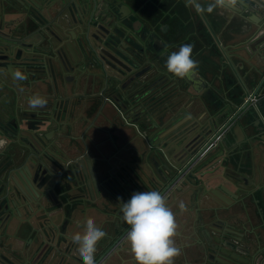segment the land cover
Here are the masks:
<instances>
[{"label":"flooded vegetation","instance_id":"1","mask_svg":"<svg viewBox=\"0 0 264 264\" xmlns=\"http://www.w3.org/2000/svg\"><path fill=\"white\" fill-rule=\"evenodd\" d=\"M199 2L206 5L210 0ZM32 4H44L46 19L41 23L27 20L26 33H37L23 41L30 45V58L40 60L45 56L44 61L31 62L27 78L19 80L16 74L22 72L14 56L26 54L12 43L7 50L0 46V202L9 207L11 201L16 202L11 209L14 215L20 214L23 227L7 240L12 248L27 247L34 254L32 258L38 254L43 257L49 244L42 226L53 222L61 231L63 214L76 198L85 196L86 200L85 205L76 202L78 211L96 206L109 216L122 214L121 201L127 202L137 187L125 175L130 140L115 133L116 126L104 114L109 106L125 124L133 125L143 135V167H157L163 176L174 178L163 191L164 186L157 182L143 191L164 195L176 222L181 220V211L185 214L182 223L189 232L180 236L185 243L179 244L178 239L175 243L183 257L188 247L194 259L184 264H264V218L258 223L246 203L257 188H264V179L259 181L248 169L258 161L257 148L264 149V0H238L235 7L217 8L210 14H197L186 6V0H33ZM83 4H90L97 13L85 36L74 32L77 21L73 22L82 16ZM65 17L72 29L64 33L67 45L60 47L58 30ZM1 24L3 32L14 27V23ZM13 33L21 34L20 30ZM2 37L0 31V42ZM183 44L193 45L192 58L198 67L180 79L167 71L165 63L168 55ZM37 94L47 99V105L36 111L27 101ZM243 108H247V115L242 113ZM46 115L70 123L71 131L67 126L47 125ZM77 124L81 126L78 136L74 133ZM90 126L108 135L118 161L119 168L107 177V186L97 183L96 187L89 177L68 180L59 170L54 189L41 201L28 189L26 195L19 192L12 179L17 166L32 165L34 152L41 145L48 149L47 144L58 132H69L76 137L73 142L84 144L82 139ZM6 131L12 140L5 139ZM35 131L42 132L40 141L33 135ZM232 160L241 161L240 167ZM218 164L220 170L208 172ZM168 166L173 167V173L165 170ZM183 167L186 170L176 177ZM238 174L248 178L242 180ZM47 175L45 171L38 181L43 183ZM184 179L188 189L180 199L179 186L183 191L187 188ZM240 186L253 190L252 194L244 195ZM202 188L207 197L205 224L213 225L208 244L200 246L194 242L199 217L191 224L188 217L199 209L195 202ZM68 200H72L70 204ZM181 202L184 210L179 207ZM7 212L0 213V226L6 223ZM121 222L122 229L98 247L95 258L107 250L96 264H106L117 255L122 259L115 263L126 260L122 257L126 232L112 245L126 226ZM39 229L45 232L42 239ZM1 247L0 243V264H8L10 253Z\"/></svg>","mask_w":264,"mask_h":264},{"label":"water","instance_id":"2","mask_svg":"<svg viewBox=\"0 0 264 264\" xmlns=\"http://www.w3.org/2000/svg\"><path fill=\"white\" fill-rule=\"evenodd\" d=\"M33 0H0V22L1 27L3 26L4 23H14V27L10 31H5L3 32L0 28L1 34L3 37L1 38L0 46L1 48L7 50L12 43L13 47L15 49L20 50V53L24 52L26 56H14L15 59L18 61V67L21 69V72L24 75L29 74V68L31 66V62L34 61H44V57L40 60H33V58H30V51H29V44L24 43V38L27 36H30L34 33H37L36 30L30 31L29 33H26V26L25 22L32 21L34 23H41L46 19V12L47 8L44 6V4H32ZM41 3H44L45 0H38ZM87 1V0H85ZM90 4H83L81 6V14L82 16L78 19H75L73 21L77 25H75L74 32H77L82 35H86L88 32L89 28V22L95 15L97 17V13L93 12V8L89 6ZM264 17V15H262ZM68 20V21H67ZM264 23V22H262ZM74 27V26H72ZM71 28V23L67 17H65V23L59 24V30L60 34L58 35V42L60 47H62L64 41L63 37L65 36L64 33H69V30ZM20 30L21 34L15 35L13 32H16ZM22 32L25 34L22 35ZM43 38V37H42ZM62 43V44H61ZM67 44L64 43V46ZM44 55V54H43ZM13 66H17L14 64ZM44 68V67H42ZM37 111V110H36ZM40 112V111H39ZM242 113L244 115H247V108H243ZM45 121L47 125H57V126H67V130L71 131V124L66 123L65 120L59 121L58 119L53 118L51 115H46L45 116ZM39 125L41 122L38 123ZM59 129V128H58ZM7 135L5 139H10L12 140V135H10L7 131L5 132ZM33 135H37L36 139L38 137L42 136V132H36ZM40 138H38L39 140ZM73 139H76L75 136H72L69 132L68 133H63L58 132L54 138H52L48 145V149H44L43 146L38 142L41 147H39L35 152L32 157L33 164L27 167H22V166H17L13 170V181L15 182L19 192H21L23 195H26L27 189L30 191L31 194H33L36 198V200L41 201L42 197L47 193V191H52L54 189V186L57 182V178L59 177L58 171H64V176L69 180V179H76L84 177H89L88 180H92L94 185L97 187V183L107 186V177L111 176L108 174L107 176H103L102 178H99L97 176V171H99V168L103 164L102 158L104 161H107V158L102 157H94V159H90L87 156H84L83 154L75 155L73 158H71L69 155L72 153V151L76 148L78 143L72 141ZM40 141V140H39ZM78 147V146H77ZM257 151L259 152V155L257 157V162L254 164H251L248 166V169L253 172V175L257 176V178L262 180V168L261 164L264 163V149H258ZM201 153V150L197 151L195 156H199ZM213 159V158H212ZM211 159V160H212ZM99 160V161H98ZM232 162L240 167L241 161L239 160H232ZM221 166L218 164L214 168H210L208 172H214L217 171L218 169L220 170ZM156 170V172H155ZM170 174L173 173V167L168 166V168H165ZM186 170L184 167L180 169L176 173V177L180 176L183 174V171ZM45 171H48V178L43 181V183H40L38 179L40 176L45 173ZM6 172V171H5ZM4 172V174H5ZM109 172V170H108ZM149 172L152 175L151 178L146 179L147 183L143 181V183H140L142 179L138 177H132V176H127L128 178H133L132 184L137 187V191H143L145 190V187L152 186L153 184L159 183L161 186H164L161 191L165 190L169 185L174 181V178L170 179V176H163L160 171L158 170L157 167H149ZM202 175V174H201ZM114 176V175H113ZM175 177V178H176ZM238 178L244 180L245 178H248L247 175L243 174H238ZM195 180L196 177H195ZM98 181V182H97ZM203 181V180H202ZM88 182V181H86ZM85 182V183H86ZM184 185L187 184V188L183 191L181 186H179L178 190H180L179 198L181 199L182 197L186 196V192L188 189V181L183 180L182 182ZM44 184V185H43ZM88 184V183H86ZM144 184V187H143ZM252 184V183H251ZM245 186H249L246 182H244ZM253 185V184H252ZM264 186V183L261 184ZM260 185V186H261ZM89 187V185H88ZM240 190L243 192L244 195H249L252 194L253 190L251 191L249 188L246 189L243 186H240ZM90 189V188H89ZM204 188H202L201 192L203 191ZM66 191V190H65ZM199 201L195 202V207L198 209L200 205L202 204V207L204 209H207V197H206V192L203 191L201 195L199 196ZM17 199V204L20 205V201L18 198ZM72 200H68V204H70ZM85 196L82 198H76L75 199V204L71 205L70 209L68 212L63 214L64 217V224L62 225L61 231L58 229V227L55 225V223H50L46 224L42 228L47 232V240L49 244V249L47 252L44 253L43 257L40 258L42 254L36 255L35 258H32L34 254H32V250L30 248H12L10 243L7 241L11 236L13 237V233L23 230V227L20 226L21 218L20 214L16 212V215H14L13 210L11 209V206L14 207L16 202L13 200L11 201V206L9 207L8 204H3L1 203L0 208L2 210L0 213H4L5 211H8L6 214V223L1 224L0 229V243L2 244L1 248H5L10 254L7 259L8 264H21L25 263L28 261V264H59L62 261V264H83L82 259L79 256V253L77 252V246L72 243V241L67 240L69 238L68 234V229H73L75 226H77V222L71 218V214L73 213V210L75 209V205L78 202H81V205H85ZM77 202V203H76ZM201 203V204H200ZM72 204V203H71ZM230 204V203H227ZM89 208H94L97 210L96 206H90ZM79 212H83V210H79ZM47 213V211H46ZM54 213V210H53ZM215 215V214H214ZM16 216V217H15ZM19 217V218H18ZM114 217L117 220V227L122 224L121 220L122 219V214H114ZM17 219V221H16ZM124 222V221H123ZM125 223V222H124ZM126 224V223H125ZM212 225L211 223L209 224H204L201 223L199 228L196 229L197 236L198 238L194 241L196 244L203 246L205 243L208 244V238L211 237L210 230H212ZM129 226L126 224V226L123 228V230L115 236V238L112 241V245L117 243L118 239L125 233L127 234ZM122 229V227H119L117 230ZM13 230V231H12ZM71 231V230H70ZM37 232V231H36ZM38 235L39 239L43 238V234L45 232L41 231L40 229L38 230ZM43 233V234H42ZM37 236V235H36ZM57 236H62L64 239H58ZM213 239V237H212ZM107 249L102 250L98 256L95 258L96 262L106 252ZM13 251V254H12ZM32 254V256H31ZM29 260H25V258ZM39 259V260H38ZM60 261V262H59Z\"/></svg>","mask_w":264,"mask_h":264},{"label":"clouds","instance_id":"3","mask_svg":"<svg viewBox=\"0 0 264 264\" xmlns=\"http://www.w3.org/2000/svg\"><path fill=\"white\" fill-rule=\"evenodd\" d=\"M237 3L238 0H210L203 5L199 0H186V6L194 8L197 14H210L217 8L231 9ZM192 53L191 44H183L178 51L171 52L165 63L167 71L180 79L190 75L198 67ZM16 75L19 80L27 78L20 72ZM27 103L30 109L37 110L47 105V99L37 94L30 96ZM179 207L185 209L182 202ZM120 211L122 220L129 226L126 240L136 264H174L175 258L181 254L174 239L178 225L164 195L155 190L133 192L127 202L121 201ZM106 235L90 217L84 221L83 232L73 234L71 240L77 246L83 264H96L97 244Z\"/></svg>","mask_w":264,"mask_h":264},{"label":"crops","instance_id":"4","mask_svg":"<svg viewBox=\"0 0 264 264\" xmlns=\"http://www.w3.org/2000/svg\"><path fill=\"white\" fill-rule=\"evenodd\" d=\"M79 127H81V126L80 125L78 126V124H77V126H76L77 129L74 132L76 134V136H78L80 133ZM84 135H85V139L84 140L82 139L84 144L80 145L79 144L80 142L78 143V145H77L78 147L76 146V148L69 155L71 158H73V156L79 155V154H83L84 156H87L92 160L94 159V157H98V154H101L102 157L107 158L108 156L106 157L105 154H108L107 152L111 148L114 150L112 143L109 140L108 135L104 131H101L99 129H96V128H93L90 126L87 129V131L84 133ZM114 135H115L114 140L116 142V140L118 138L116 137L117 136L116 134H114ZM78 139H81V137ZM113 153L114 152L112 151L111 154L113 155ZM99 157H100V155H99ZM148 168H149L148 165H147V168H146V166L143 167V178L144 179L151 178V174L149 173ZM261 168H262V179H264V163L261 164ZM262 181H264V180H262ZM246 203H247V207H248L249 211L251 213H253V215H255L259 219V221L257 219V222L262 223L261 218H264V188H260V189L257 188L254 191V194L250 198L246 199ZM94 210H96V209H94ZM98 214H100V215H98ZM98 214H96L94 212H90V213L86 214V210L83 212H79L78 209L75 208L73 210V213L71 214V218L77 222V226H75V228H73V229H70L71 231L68 229L67 232L69 234V238H67V240L70 241L73 234H75L77 232H81V233L83 232L84 221L86 220V218L90 217V218L94 219V217H97L98 222L96 223V225L100 228L103 227V230L107 233V235L101 241H99V243L97 244V249H98V247H101V245L103 243H105V241L107 240L106 237L114 236L115 231H117V229L119 227H117L116 220L115 221L112 220V219H114V214L109 216L107 213L100 211L99 209H98ZM178 217L181 220L179 223H178V221L176 222L178 227H177V235L174 239L175 240L178 239L177 240L178 243L181 244V243H185V242L181 241V240L185 241V239L183 236L182 237H180V236L188 233L189 229H187L186 226H184V224L182 223V218L185 217V214L182 213V211L178 214ZM198 217L200 220L198 219L199 222H198V224H196L197 223L196 218H198ZM103 218H104V220L102 221L103 226H101L100 223H101V219H103ZM188 219H190L189 220L190 224H191L192 220H196V223L194 221L195 225L200 226L199 225L200 223L205 224L207 222L208 213L202 207V204H201L197 211L189 214ZM110 220H112V221L109 222ZM108 222H109V224H108ZM123 246L125 248L123 249V252H122L123 256L122 257L126 259L125 261H123L124 262L123 264H134V263H132V260L133 261H135V260L132 256V253L130 251V246L127 243L126 239L123 242ZM187 249H188V247L185 248L184 257L182 255V253H183L182 252L178 257L175 258L174 264H184L185 262L187 263V261H192L194 259V254L192 253V251H190V250L188 251ZM119 255H120V253H119ZM117 257H118V255L115 257H110L108 259V261L106 262V264H115ZM135 264H136V262H135Z\"/></svg>","mask_w":264,"mask_h":264},{"label":"rangeland","instance_id":"5","mask_svg":"<svg viewBox=\"0 0 264 264\" xmlns=\"http://www.w3.org/2000/svg\"><path fill=\"white\" fill-rule=\"evenodd\" d=\"M104 114H106L107 116L110 117L108 120L110 122V124L113 126H116L115 133L125 135L126 139L129 138V140H130L129 141L130 142L129 143L130 154L127 156V159H126L127 162L124 163L125 167L128 170L127 173L125 172V175L126 176H132V177H135L137 179L139 177L140 179H142V181H140V183H143V145L145 146V142L143 140V135L139 134L138 129L136 127H134L133 125L125 124L122 117L118 116L115 113V111L113 110V108H111L109 106L105 107L104 108ZM120 127L123 129H121ZM112 151H113V149L111 148L107 152L108 154H105L106 157L108 156L107 161H104L102 158V155L98 154V157L100 155L99 159L102 158L101 160L103 162V164L99 168V171H97V176L99 178H102L103 176H107L108 174L110 175V173H112V170L114 171L115 169L119 168L117 166L118 161L116 160V155H114V154L112 155L111 154ZM160 156L162 158L163 154L160 153ZM164 161H165V159H164ZM108 170H109V172H108ZM148 171H149V168H148ZM155 172H156V170H155ZM132 181H133V178L132 179L130 178L128 182L132 183ZM132 185L130 184V187H133ZM170 193H171V196L174 195L173 192H170ZM89 203H91V202H89ZM89 205H92V204H89ZM90 212H94V213L98 214V209L93 210L91 208H88L86 211V214H88ZM98 215H100V214H98ZM94 221H95V223L98 222L97 217H94ZM119 259L121 260L122 258L117 257L116 261L118 262ZM132 263L135 264V261L132 260ZM115 264H117V263H115Z\"/></svg>","mask_w":264,"mask_h":264}]
</instances>
